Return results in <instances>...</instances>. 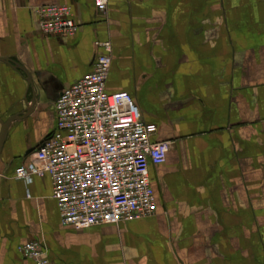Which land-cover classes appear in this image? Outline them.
Wrapping results in <instances>:
<instances>
[{
  "label": "crops",
  "instance_id": "obj_1",
  "mask_svg": "<svg viewBox=\"0 0 264 264\" xmlns=\"http://www.w3.org/2000/svg\"><path fill=\"white\" fill-rule=\"evenodd\" d=\"M47 4L70 6L78 32L44 35ZM97 40L113 45L108 90L172 146L150 165L155 215L78 230L49 175L15 170L57 129L55 102L93 69ZM7 121L0 264H35L19 251L31 241L60 264H264V0H0V137Z\"/></svg>",
  "mask_w": 264,
  "mask_h": 264
},
{
  "label": "built area",
  "instance_id": "obj_2",
  "mask_svg": "<svg viewBox=\"0 0 264 264\" xmlns=\"http://www.w3.org/2000/svg\"><path fill=\"white\" fill-rule=\"evenodd\" d=\"M109 3L94 0L99 12ZM37 15L44 35L78 32L68 5H43ZM95 44L93 69L55 102L57 129L31 154L29 164L15 170V178L26 183L49 175L62 223L78 230L155 215L150 165L165 163L172 146L153 139L157 125L143 119L129 92L108 90L113 45L110 40ZM19 251L35 264H60L40 241L20 245Z\"/></svg>",
  "mask_w": 264,
  "mask_h": 264
},
{
  "label": "water",
  "instance_id": "obj_3",
  "mask_svg": "<svg viewBox=\"0 0 264 264\" xmlns=\"http://www.w3.org/2000/svg\"><path fill=\"white\" fill-rule=\"evenodd\" d=\"M2 60L6 61V62H8L10 64H13V65H18V63H16L13 59L3 58ZM19 69H22V70H24L27 73V75L29 77V81L31 83V86H34V84L32 82V76H30V74L25 69H23L21 66H19ZM9 123H10V121H7V122H4V124H3L2 135L0 137V155H1V151H2V148H3L4 142H5V139H6L7 127L9 125Z\"/></svg>",
  "mask_w": 264,
  "mask_h": 264
}]
</instances>
